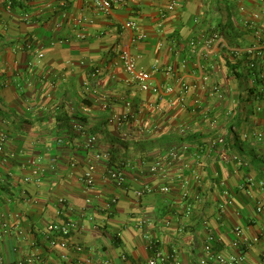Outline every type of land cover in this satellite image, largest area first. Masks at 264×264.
Masks as SVG:
<instances>
[{
    "label": "crops",
    "instance_id": "obj_1",
    "mask_svg": "<svg viewBox=\"0 0 264 264\" xmlns=\"http://www.w3.org/2000/svg\"><path fill=\"white\" fill-rule=\"evenodd\" d=\"M6 1L0 0V138L6 137L0 220L9 232L0 243V264L22 261L32 251L36 264H79L87 257L144 262L146 243L135 227L143 219L162 250L175 251L184 264L203 257L209 232L214 250L236 252V228L258 238L244 264H264V99L254 100L264 61L250 74L244 54L257 40L251 26L264 29V0H133L108 12L93 0H10L11 11ZM131 21L143 40L133 41L138 33L123 28ZM215 34L221 41L199 50ZM28 40L44 53L33 68ZM122 51L150 73L160 94L140 90L118 59ZM95 70L87 92L83 84ZM179 81L205 90L181 95ZM213 85L222 99L209 94ZM126 104L131 113L125 123L108 124ZM88 134L96 139L92 148L85 147ZM219 138L223 146L215 144ZM184 146L187 168L180 173L167 154ZM104 152H110L108 161L94 160ZM153 162L162 163L161 173L148 171ZM123 164L126 183L118 188L107 173ZM90 166L94 186L87 189ZM179 179L186 182L190 216ZM147 186L151 193L136 197ZM163 186L166 192L159 191ZM112 198L116 204L104 211ZM69 220L76 228L68 237L57 235L51 246L49 227Z\"/></svg>",
    "mask_w": 264,
    "mask_h": 264
},
{
    "label": "built area",
    "instance_id": "obj_2",
    "mask_svg": "<svg viewBox=\"0 0 264 264\" xmlns=\"http://www.w3.org/2000/svg\"><path fill=\"white\" fill-rule=\"evenodd\" d=\"M96 6V9L103 12L110 11L114 6L126 4L129 1L133 0H93ZM174 7V4L169 6L168 10H172ZM12 8V2L10 0L6 1V10L11 11ZM252 18L254 20H258L259 15L257 13H253ZM251 23V22H250ZM123 28L125 29H131L133 31H136L138 34L136 38H134L133 41L136 40H143L145 36L143 34L139 33V26L135 22H127L123 25ZM254 35L256 36L257 40L255 43H253L251 46H248L244 54L248 57H250L249 61V67L251 69H257V66L260 62L264 61V29L253 27L251 26ZM136 39V40H135ZM221 41L220 36L217 34L211 36L208 40H206L199 50H206L209 49L215 42ZM26 48L28 54L31 56V60L28 62V67L33 68L39 63L42 62L44 58V53L41 49V46L39 43H36L34 41H27ZM196 43L194 41L189 42V46L194 48ZM234 54L237 55L239 51L237 49H233ZM119 61L122 63L124 69L133 74L134 80L137 82L139 88L143 92H150L152 94H160L159 89L156 88L151 84V75L150 73H147L142 70H138L136 68V63L134 58L126 51H122L119 54ZM185 63H182V68H184ZM173 69L168 68L165 70V73L168 75L172 72ZM153 71H158L157 66H153ZM99 71L95 70L94 72L90 73V76L87 81L84 82L83 87L85 91L89 92L92 90V86L95 85V82L97 80ZM256 80L259 83V88L257 89L256 93L254 94V100L260 101L261 99H264V78L262 76L258 77L256 76ZM179 88L181 91V95H186L190 91H202L205 90V87H199L197 85H188L185 82L179 81ZM172 89L170 87L165 89V93L171 92ZM209 94L212 95L216 99H222L223 95L219 88L215 85L210 87ZM162 97H159L161 99ZM183 100H181L182 104ZM126 110L125 113L120 115H112L108 118V122L110 124H116L117 126H121L124 121H126L129 118V115L131 113V105L126 104L125 106ZM257 110H260L257 108ZM78 131L83 132V127L79 124L77 126ZM6 141V137L3 136L0 138V150L2 149L4 143ZM95 138L92 135H86V148H92L94 145ZM217 144H223L224 140L222 138H219L216 141ZM187 148L184 146L181 151L177 150L175 148L169 150L167 154V162L169 164H179L178 171L181 173L183 172L187 166L183 164L182 161V153L186 152ZM106 157H108V154H95L94 160H104ZM231 160L238 162L241 164V161L237 159L236 157L231 158ZM163 169V165L160 162H153L151 165L148 166V171L151 174H159L161 173ZM181 178V177H180ZM107 179L111 182H113L118 188H124L126 183L125 173L124 170L121 168H115L110 170L107 173ZM195 180H198L199 178L197 176L194 177ZM83 181L86 185L87 189H91L94 186V180L92 178V166L89 167L88 171L86 172ZM180 187H181V199L184 203V213L185 216H190L192 212V203L190 202L189 193L186 189V182L183 179H179ZM249 184L252 185V182H249ZM152 189L150 187H144L142 190L135 193L136 197H141L145 193H151ZM161 192H166L167 188L165 186L161 187L159 189ZM195 200H199V197H196ZM63 200H59L60 204H63ZM117 198L110 199L104 207V211L110 212L112 207L116 204ZM258 211H261V207L257 208ZM150 222L146 219L140 220L136 224V229L140 230L142 232V237L146 243L145 248L148 253V257L144 262H138V263H132V264H184L182 263L178 257L176 256V252L173 251L171 254L166 253L162 250V248L159 246L157 240L153 239L149 233L147 232V228L149 227ZM203 226L207 227V222H203ZM76 228V225L73 221L69 220L66 222L63 226H59L57 224L52 225L48 229V241L51 246L56 245V236H62V237H68L72 233V231ZM181 231V230H180ZM9 232V225L4 220H0V243L3 240L4 236ZM21 232H18V235H20ZM234 234L236 235V240L232 242V249L236 252H232L229 254L223 253V252H217L214 250V242L215 237L211 232L208 233L207 240L203 246V257L198 261L197 264H244L246 256L245 252L251 248L254 244L258 242L257 237H248L244 234V232L240 228H236L234 230ZM75 251L78 253L83 252V247L81 246H75ZM38 261V257L34 251L30 252L27 257L22 260L15 262L13 264H36ZM79 264H114L109 259H104L99 261L98 263L94 261L93 258L87 257L84 260H82Z\"/></svg>",
    "mask_w": 264,
    "mask_h": 264
},
{
    "label": "trees",
    "instance_id": "obj_3",
    "mask_svg": "<svg viewBox=\"0 0 264 264\" xmlns=\"http://www.w3.org/2000/svg\"><path fill=\"white\" fill-rule=\"evenodd\" d=\"M247 57V62H246V65H247V71H248V73H252V72H256L254 69H251L250 67H249V61H250V57H248V56H246ZM253 94V93H252ZM255 94V93H254ZM120 116L122 115V114H119ZM107 123L108 124H110L109 122H108V119H107ZM123 123H125V121L123 122ZM87 133V132H86ZM94 138H95V136L94 135H92ZM223 139V138H222ZM96 140V139H95ZM224 140V139H223ZM217 141V140H216ZM94 144H95V142H94ZM215 144H216V142H215ZM220 145V144H219ZM224 145V143L223 144H221V146H223ZM94 146V145H93ZM92 146V147H93ZM187 151V150H186ZM98 154V153H97ZM100 154H108V157H106L104 160H106V161H108L109 160V158H110V152H104V153H100ZM237 158V157H236ZM240 160V159H239ZM241 161V166H244L246 163L244 162V161H242V160H240ZM245 163V164H244ZM124 165H126V164H123V166L121 165V169H123L124 168ZM195 180V179H194ZM195 182L197 183V184H200L201 183V179H198V180H195Z\"/></svg>",
    "mask_w": 264,
    "mask_h": 264
},
{
    "label": "rangeland",
    "instance_id": "obj_4",
    "mask_svg": "<svg viewBox=\"0 0 264 264\" xmlns=\"http://www.w3.org/2000/svg\"><path fill=\"white\" fill-rule=\"evenodd\" d=\"M251 159V158H250ZM250 159H248L249 161H248V163H250ZM252 160V159H251ZM243 161V160H242ZM237 163V162H236Z\"/></svg>",
    "mask_w": 264,
    "mask_h": 264
}]
</instances>
